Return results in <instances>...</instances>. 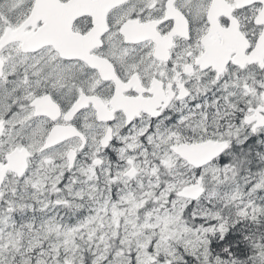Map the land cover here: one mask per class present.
Returning <instances> with one entry per match:
<instances>
[{
  "label": "snow or ice",
  "instance_id": "obj_1",
  "mask_svg": "<svg viewBox=\"0 0 264 264\" xmlns=\"http://www.w3.org/2000/svg\"><path fill=\"white\" fill-rule=\"evenodd\" d=\"M0 264H264V0H0Z\"/></svg>",
  "mask_w": 264,
  "mask_h": 264
}]
</instances>
